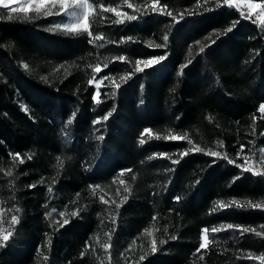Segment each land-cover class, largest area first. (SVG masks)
I'll return each mask as SVG.
<instances>
[{"label":"trees","instance_id":"trees-1","mask_svg":"<svg viewBox=\"0 0 264 264\" xmlns=\"http://www.w3.org/2000/svg\"><path fill=\"white\" fill-rule=\"evenodd\" d=\"M91 2L133 11L122 0ZM161 3L176 12L195 11V0ZM211 3L209 10L185 17L180 28L173 25L166 49L143 43H162L164 25L171 18L156 13L118 24L109 22L115 21V13L97 8L101 14L90 22L93 32H103L107 41L124 35L135 38L131 43H105L103 48L88 44L86 33L49 31L61 22L58 14L45 17L30 11L27 15L35 19L0 20V226L13 233L0 247V264H261L247 253L264 252V237L240 235V230L210 233L209 247L201 249L203 256L195 253L204 226L241 223L257 232L264 230V209L230 203L233 198L264 203V176L223 157L178 153L189 147L190 139L206 149L226 151L239 164L243 156H236L238 150L251 151L255 160L264 148V115L258 112L264 102V32L236 7L212 8ZM230 25L235 26L224 32ZM213 28L220 30L211 37L216 43L205 53H196L198 46L193 45L189 56L188 44L195 39L200 46L207 44ZM165 51V61L135 72L137 56ZM121 52L131 63L111 60ZM187 59L192 63L181 70L179 64ZM98 62L107 67L93 77L88 66ZM129 71L132 75L121 82ZM101 76L108 79L101 81V103L96 104L92 100L96 85L87 81ZM113 77L121 83L115 94L109 83ZM109 109L113 111L108 120L91 124ZM73 111L77 116L65 127ZM145 127L151 132L144 134L141 144ZM101 132L104 139L97 140ZM185 134L186 139H165ZM161 151L168 152L171 160L149 159ZM11 152L20 156L14 158ZM53 179L57 182L49 193ZM94 184L100 188L89 187ZM102 195L116 202L126 195L127 200L117 209L101 201ZM175 195L181 200H173ZM217 200L230 206L219 209ZM13 205L20 209L14 226ZM211 208L217 210L210 212ZM62 211L64 217L59 215ZM64 219L69 223L58 227ZM46 232L51 244L46 243ZM173 235L176 239L170 238ZM153 239L156 252L151 251ZM86 242L92 247H85ZM104 243L110 244L107 251Z\"/></svg>","mask_w":264,"mask_h":264},{"label":"snow or ice","instance_id":"snow-or-ice-1","mask_svg":"<svg viewBox=\"0 0 264 264\" xmlns=\"http://www.w3.org/2000/svg\"><path fill=\"white\" fill-rule=\"evenodd\" d=\"M123 4H126L129 9H132V12H126L123 11L119 6H113L112 3H99L98 5L91 2V0H17V4L15 6L12 5V0H0V20H13L19 17L20 19H35V16H28L27 14L30 11H34L37 15L42 16H49L52 14L53 9H58L59 13H64L68 19L65 21L63 18H61V22L55 24L54 26L49 27V31H56L57 29L65 30L66 32L70 34H76V33H86L87 34V43L90 45H95L97 48H103L105 43H111V44H124V43H131L134 41V37L130 35H124L120 36L118 40H111L107 41L104 37L103 32H93L92 31V25L91 21L95 19L96 15H100L101 13L97 11V8L102 10L103 12H110L115 13V21H109L114 22L118 24H127L130 21L137 20L138 17H143L145 15H148L149 13H156L163 16L170 17L171 19L168 21L167 24L164 25L165 31L163 32L162 36V43H154L151 40H145L143 43L147 44L149 47H155L160 49H166L169 44V33L172 32L173 25H175L177 28H180L182 25L179 23L181 21L187 22L185 20V17H191L195 15L196 13H199L201 11H207L209 0H195V4L193 5L195 11H189L187 9L183 11L176 12L172 10L167 3H161V0H143L142 3L137 4L133 3L132 0H122ZM237 0H212L211 6L212 8H220L222 5L232 6L234 3H236ZM247 3V9H248V18H252V14L256 13L255 20L258 22L261 26V28H264V3L258 2V0H245ZM259 9L257 12L256 10ZM4 13H7L6 15ZM243 15V13H241ZM235 25H230L228 28L224 29V32L231 31L232 27ZM220 30L217 28H213L211 32L208 34L207 44L200 46L201 41L199 39H195L192 41V43L188 44V55L192 56L193 54V45H197L198 47L195 48L196 53H205V49L209 47V45H214L216 43L215 40H213L211 37L213 34L219 32ZM223 32H221V35ZM168 56V53L165 51L161 55H149L146 58L137 56L135 59V72H142L144 68L158 65L159 62L165 61L166 57ZM112 61H126L128 60V57L121 52L119 55H112L111 56ZM129 63H131L130 60H128ZM192 63L191 59L185 60L184 63L179 64V68L181 70L186 69V67ZM24 68H28L27 64L23 65ZM89 68L92 69V75L93 77L96 76L97 73L101 72L102 67H107V63L101 64L96 63L95 65H89ZM181 73L178 72L177 75H180ZM132 75V72H126L123 76H121L120 80L121 82L125 79V77H130ZM109 76H111V73H109ZM104 79H108V77L101 76L98 79H89L87 83L89 85L95 84L96 85V92L92 94V100L96 104H100V85L101 81ZM109 83L112 87V92L115 94L116 89H119L121 87V83L117 82L116 79L113 77L109 80ZM175 89H171V91H174ZM107 95V93H105ZM25 111H27V108H25ZM113 109H109V111L105 112L104 115H98L91 121V124L93 126L99 125L101 122L108 120L109 116L112 114ZM258 112L262 115H264V102H261L258 106ZM77 116V113L73 111L71 115L67 117V119L64 121L65 127L68 125H71L74 121V118ZM211 119V117H209ZM253 122H255L256 116L255 114L252 117ZM97 129L94 128V131ZM151 129L145 127L143 131L141 132V139L140 143L144 144L143 136L145 133H150ZM65 135H68V133H65ZM261 135H264V132L261 133ZM187 134L181 136V135H171L168 137H165V139H171V140H182L186 139ZM97 140H103L104 139V133L101 132L97 137ZM189 147H185L183 149H179V157H184L190 152H200V153H206L210 157L214 158H221L223 157L225 160L228 161L229 164L237 165L238 168L243 169L244 171L251 172L254 175H260L264 176V148L260 149V155L257 160H254L252 157L254 153L251 151L249 152H241L237 151L236 156L240 157L243 156V163L237 164V161L235 159L229 158L226 151H217L213 148H204L201 147L200 144H193L192 141L188 140ZM220 146L223 145V142H218ZM240 149H244L245 145L240 144ZM10 155L12 157H19V152H11ZM168 157V159L171 160V156L168 152H153L151 154V157ZM23 160L21 159V163ZM178 163V160H172V164ZM215 163V160L213 161ZM88 165H85V168H87ZM125 171H131L130 169H120V172L123 173ZM165 171H170V169H165ZM236 177H233V180H235ZM43 182V177H41V181ZM57 181L55 179L52 180L51 184L48 185V192L51 193L53 191L52 185L55 184ZM123 183V181H120ZM28 188H33V184H28ZM89 187L98 189L100 188L99 184L89 185ZM125 192L128 191V188L126 187L124 189ZM77 196H79V193H77ZM100 200L103 201L106 204H115V207L118 209L120 207V204L123 203L125 200H127V196H121L119 202L113 201V200H105V197L102 195L100 196ZM173 200L180 201L181 197L179 195L173 196ZM219 209L228 208L230 204L228 202H225L223 200H217L215 202ZM232 205H235L238 208H261L264 209V203H254L251 200L241 202L240 200H237L235 198L232 199L230 202ZM216 208L209 209L210 212L216 211ZM13 211L15 214L11 216V225L14 226L17 224L19 220V212L20 209L16 207V205H13ZM55 211V210H53ZM171 211V209H169ZM0 212H2V209H0ZM46 217L50 215V213L45 212L44 214ZM60 217H64L65 213L62 211L59 213ZM71 215L75 217L77 215V211L74 209L71 212ZM3 223V217L0 216V225ZM69 223L68 219L63 220V224L58 225V227H62L63 225H66ZM113 224H115V220L113 219ZM51 227V224L49 225ZM240 230V235H243L244 233H256V235L260 237H264V230L257 232L256 228L251 226H245L241 223H221L219 227L213 226L209 228L208 226H204L201 229L200 237H199V245L195 248V253H200L201 257L203 254L201 253V249H207L209 247V234L210 233H218L222 230ZM146 232H148V229H145ZM13 235L12 231L10 229H5L3 226H0V247L6 246L7 242H9L10 237ZM108 237H111V231L107 234ZM46 243L51 244L50 234L45 233ZM171 239H176V236L173 235L170 237ZM165 241L163 239L160 240V244H163ZM85 247H92V245H89L87 242L85 243ZM103 249L106 251L110 248L109 243H104L102 245ZM131 247V245H129ZM39 251V249H37ZM151 251L156 252L157 251V245L155 239L152 240L151 244ZM81 257L85 255L84 251H81L79 253ZM247 257L251 260L260 261L261 264H264V252L259 253L258 255L249 251L247 253ZM110 258V257H109ZM45 259H47V256H45ZM140 259H144V256L141 255Z\"/></svg>","mask_w":264,"mask_h":264},{"label":"rangeland","instance_id":"rangeland-1","mask_svg":"<svg viewBox=\"0 0 264 264\" xmlns=\"http://www.w3.org/2000/svg\"><path fill=\"white\" fill-rule=\"evenodd\" d=\"M261 3H263V2H261ZM16 4H17V0H12V5H10V6H15ZM232 6L236 7L241 13H243V15L248 17L247 3L245 2V0H237V2L234 3ZM256 11L258 12L259 9H257ZM52 14L61 15L63 17V20H65V21L68 19V17L64 13H59L58 9H53ZM255 17H256V13H253L252 19L256 22ZM256 23L260 26V24L258 22H256ZM262 30L264 32V28H262ZM259 155H260V151H259V154L255 160H257L259 158Z\"/></svg>","mask_w":264,"mask_h":264}]
</instances>
